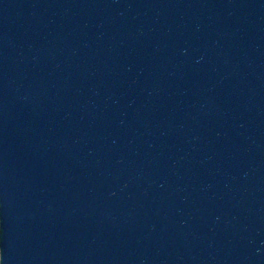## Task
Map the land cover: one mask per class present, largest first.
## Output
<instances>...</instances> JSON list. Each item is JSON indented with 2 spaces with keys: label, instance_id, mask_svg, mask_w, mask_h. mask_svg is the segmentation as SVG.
<instances>
[{
  "label": "water",
  "instance_id": "water-1",
  "mask_svg": "<svg viewBox=\"0 0 264 264\" xmlns=\"http://www.w3.org/2000/svg\"><path fill=\"white\" fill-rule=\"evenodd\" d=\"M0 264H264V0H0Z\"/></svg>",
  "mask_w": 264,
  "mask_h": 264
}]
</instances>
